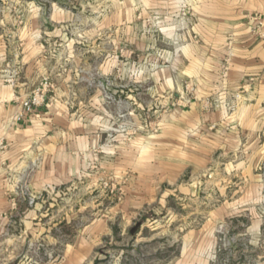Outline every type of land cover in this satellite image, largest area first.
Instances as JSON below:
<instances>
[{"label":"crops","instance_id":"crops-1","mask_svg":"<svg viewBox=\"0 0 264 264\" xmlns=\"http://www.w3.org/2000/svg\"><path fill=\"white\" fill-rule=\"evenodd\" d=\"M12 6L21 11V25ZM0 7V237L16 225L50 237L43 214L19 195L23 186L49 197L63 185L84 183L89 201L57 208L52 223L77 224L52 264H83L102 238L131 228L148 211H167L173 195L195 194L207 175L211 181L212 167L221 166L211 177L219 202L204 224L248 210L257 244L264 176L253 169L264 162V0H0ZM257 16L259 33L253 30ZM14 53L21 70L11 85L6 63ZM151 55L158 56L147 66ZM132 69L138 71L133 77ZM93 70L105 73L106 92L114 98L140 106L147 99L183 97L185 106L168 107L156 132L123 138L114 153L103 151L108 122L101 120L97 86L103 83L93 80ZM45 75L53 91L16 119ZM234 94L233 111L220 105L206 112L200 103L209 95L226 100ZM101 143L99 169L90 172L91 151ZM103 180L113 189L92 196Z\"/></svg>","mask_w":264,"mask_h":264},{"label":"rangeland","instance_id":"rangeland-1","mask_svg":"<svg viewBox=\"0 0 264 264\" xmlns=\"http://www.w3.org/2000/svg\"><path fill=\"white\" fill-rule=\"evenodd\" d=\"M14 6L11 7V13L16 15L18 26L22 23L21 11L19 7ZM4 9L0 7V12H5ZM159 20L155 19L154 24L159 25ZM14 26H11L12 31L16 29ZM156 56L158 55L148 57L145 64L149 66L154 63ZM16 57L17 54L14 53L7 61L6 67L8 76L14 74L18 81L21 69L15 61ZM100 57L99 61L103 60L104 56ZM137 72L132 69L129 74L133 77ZM81 73L85 72L82 70ZM115 74L121 77L122 71L117 70ZM90 76L96 83H103L97 86L98 93L103 96V101L98 105L103 110L99 111L103 116L101 120L105 119L108 122L103 141V145L108 149L105 148L103 151L114 153L121 139L136 136L140 132L145 135L156 132L168 107L176 104L185 106L183 97L179 100L181 97L173 96L156 102L147 99L139 106L132 100L124 101L107 93L104 72L93 70ZM41 81H48V96L54 89L48 75L40 77L33 88ZM187 88L190 91L192 86L189 85ZM205 98L212 101L211 106H204ZM218 99L214 95L201 99L203 110L211 112L218 108L221 104ZM103 145L101 143L91 151L94 158L88 166V171L95 172L99 169ZM219 169L221 166H213L212 176L216 175ZM253 172L264 176V162L254 168ZM207 177L208 175L199 184L195 194L185 198L173 195V200L169 201L170 209L167 211L161 209H156L155 212L148 211L141 219H135L131 228L124 231L114 230L107 239L102 238L93 254L83 264H264V210L259 211L257 215L260 225L257 244L251 242L255 241L253 238L255 235L251 234L249 229L248 210L245 213L228 216L214 225L204 224L208 210L219 202L214 192L218 183L212 181L211 177L209 179L211 181L208 182ZM234 182L229 183L231 188ZM84 185V183L63 185L57 196L48 194V197L41 194L33 206L43 214L42 222L46 228L50 226L47 233L50 237H44L39 230L30 235L23 227L19 229V225L11 227L7 234L0 237V264H52L59 261L63 255L64 245L71 241L76 232L77 224L59 223L53 226L52 223L58 217L53 214L57 208L68 211L88 202L91 195ZM101 185L102 188L93 191L92 196L100 195V191L106 187L112 188L111 182L107 180H103ZM136 223L140 225L134 234H131L130 230Z\"/></svg>","mask_w":264,"mask_h":264},{"label":"built area","instance_id":"built-area-1","mask_svg":"<svg viewBox=\"0 0 264 264\" xmlns=\"http://www.w3.org/2000/svg\"><path fill=\"white\" fill-rule=\"evenodd\" d=\"M185 16H187V8L185 6H182L180 9V17L184 18ZM256 22L253 26V30L256 33H259V28L261 25L260 19L259 17H253ZM228 64H229V58H225L224 59V63L222 65V69H221V77H225L227 74V70H228ZM14 74L10 75L7 77V81L11 84V85H15L16 81H17V76L14 78ZM49 85H48V81H41L37 86H35L30 94L22 101L21 105H22V111L21 113L16 117V119H21L23 113H30L33 111V109L35 107H38L40 105H42L46 98H47V93L49 91ZM239 94H234L232 96V99H226V100H222V99H218L222 106H224L227 110H234L237 106V102L236 99L238 98ZM204 106L208 107L212 105V101L209 98H205L204 101ZM19 195H21L25 201L26 204L28 206H33L36 205V200H38L41 196V194L38 193H34L33 191L29 190L27 187H23L22 189L19 190ZM9 201L10 204L13 208L16 207V196L14 194L9 195Z\"/></svg>","mask_w":264,"mask_h":264},{"label":"water","instance_id":"water-1","mask_svg":"<svg viewBox=\"0 0 264 264\" xmlns=\"http://www.w3.org/2000/svg\"><path fill=\"white\" fill-rule=\"evenodd\" d=\"M140 225V223H136V225H134V227H132V229L130 230L131 234H134L135 230L137 229V227Z\"/></svg>","mask_w":264,"mask_h":264}]
</instances>
